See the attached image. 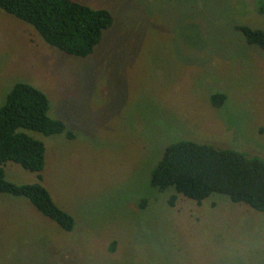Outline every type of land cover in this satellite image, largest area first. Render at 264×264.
I'll return each mask as SVG.
<instances>
[{
  "label": "rangeland",
  "instance_id": "1",
  "mask_svg": "<svg viewBox=\"0 0 264 264\" xmlns=\"http://www.w3.org/2000/svg\"><path fill=\"white\" fill-rule=\"evenodd\" d=\"M74 1L115 18L87 57L0 9V108L26 82L75 133L28 131L46 146L45 169L7 162V178L41 183L76 220L65 231L26 197L0 194V264H262L264 213L219 194L169 205L174 188L154 189L151 173L182 139L264 155V50L234 31L264 29V14L252 0ZM223 91L226 104L211 105Z\"/></svg>",
  "mask_w": 264,
  "mask_h": 264
},
{
  "label": "trees",
  "instance_id": "2",
  "mask_svg": "<svg viewBox=\"0 0 264 264\" xmlns=\"http://www.w3.org/2000/svg\"><path fill=\"white\" fill-rule=\"evenodd\" d=\"M249 3L252 11L264 14V0ZM0 9L34 27L49 46L76 57L91 55L115 22L109 10L94 9L74 0H0ZM234 29L248 45L264 50V29L248 24L236 25ZM227 100L224 91L216 92L210 104L223 107ZM50 107L48 96L29 83L18 82L8 92L6 103L0 108V194L26 197L38 211L71 232L76 220L55 203L44 185L16 184L7 178L4 168L7 162H14L31 172L45 169L46 146L28 131L75 137L64 121L49 115ZM38 179L41 182L43 176L39 174ZM151 186L160 192L174 188L168 201L172 206L178 195L202 205L219 194L227 196L228 202L264 213V155L178 140L167 146L153 168ZM138 205L145 209L148 200L143 199Z\"/></svg>",
  "mask_w": 264,
  "mask_h": 264
},
{
  "label": "flooded vegetation",
  "instance_id": "3",
  "mask_svg": "<svg viewBox=\"0 0 264 264\" xmlns=\"http://www.w3.org/2000/svg\"><path fill=\"white\" fill-rule=\"evenodd\" d=\"M235 32H238V31H236V30H234ZM239 33V32H238Z\"/></svg>",
  "mask_w": 264,
  "mask_h": 264
}]
</instances>
